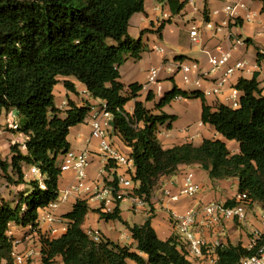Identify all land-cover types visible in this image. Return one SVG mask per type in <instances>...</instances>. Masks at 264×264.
<instances>
[{
    "label": "trees",
    "instance_id": "1",
    "mask_svg": "<svg viewBox=\"0 0 264 264\" xmlns=\"http://www.w3.org/2000/svg\"><path fill=\"white\" fill-rule=\"evenodd\" d=\"M165 1L176 14L185 7V1ZM256 1L264 11V0ZM144 5L145 0H0V116L4 109L16 110L17 131L24 135L25 145H11L9 160L0 155V171L9 183L29 186L11 201L0 199V264H16L8 235L14 224L37 231L38 264H194L179 235L161 239L150 218L142 225H128L135 245L93 239L82 228L89 212L85 200H77L63 215L68 225L61 235L47 237L39 232V211L59 196L63 172L57 161L70 149V128L84 123L91 112L88 104L79 107L69 102L64 117L60 116L53 93L60 77L69 91H74L69 81L73 77L93 98L105 102L113 115V136L130 149L135 193L146 203L161 178L175 175L181 165H197L211 179H237L239 192L246 193L249 203L260 201L264 212V96L257 76L237 83L243 93L237 108L224 104L212 108L200 91L174 86L149 109L146 102L154 99L152 93L140 101L142 85L125 86L119 71L128 58L138 59L145 51L142 37L134 39L128 32L130 18L144 12ZM204 15L208 20L206 10ZM164 26L165 22L155 32L161 36ZM178 97L200 99L201 122L214 127L223 139L164 148L158 138L160 128L172 129L177 117L162 109ZM132 101L129 113L125 107ZM226 141L236 142L239 152L232 153ZM33 166L40 171L41 183L27 180L25 170ZM110 166L106 165L108 173ZM119 204L116 201L113 212L100 213L101 217L121 221ZM233 204L227 201L226 206ZM263 242L256 240L249 248L241 242L220 243L215 247L217 264H239Z\"/></svg>",
    "mask_w": 264,
    "mask_h": 264
},
{
    "label": "crops",
    "instance_id": "2",
    "mask_svg": "<svg viewBox=\"0 0 264 264\" xmlns=\"http://www.w3.org/2000/svg\"><path fill=\"white\" fill-rule=\"evenodd\" d=\"M181 1H185V7L176 14L171 11L165 0H145L144 12L136 13L130 18L128 32L134 39L142 37V45L145 51L138 59L130 57L120 66V82L125 86L132 83L142 85L139 100L143 102H145L146 95L151 92L154 99L146 102L149 109H153L154 104L171 91L174 86L188 92L200 91L204 95L206 103L212 108L219 104L229 106L227 99L231 95V87L236 86L240 79L250 80L254 76H257L259 88L264 96V59H259L258 55L261 50H264V11L262 4L256 0ZM230 4L242 5L236 10V15L231 18L224 11V7ZM205 10L208 20L204 15ZM163 22H165V26L160 36L155 31ZM208 23H211L212 27H208ZM194 29L197 31L198 42L192 41L190 33ZM237 40H240L241 43L236 44ZM157 48H163L164 52H158ZM220 51L231 52L232 64L237 61L245 63L244 69L236 72L229 79L222 93L205 95V91L214 88L216 79L221 75L220 72L210 73L208 77L202 79L198 86L193 83H183L180 73L181 65L196 63L199 70L210 71L209 55L218 54ZM177 57L183 58L178 60ZM152 68H158L159 72L156 83L149 84L148 76ZM197 77L198 71H192L191 80L195 81ZM64 80L65 78L60 77L58 83L64 84ZM69 81L73 83L74 91L65 89L64 97L59 99H56L54 95L55 106L61 111L60 116L64 117V111L68 108L69 102H73L79 107L85 104L90 105L91 112L85 122L70 128L68 142L70 150L76 152L87 150L90 153L91 163L88 169V180L90 182L96 181L101 185L111 181L112 175L106 171V163L99 155L98 142L91 139L89 119L92 111L105 102L93 98L85 85L75 78L70 77ZM133 108V101L125 107L129 113L133 112ZM201 109L202 102L196 98H178L165 106L162 111L169 115H175L177 119L173 123L172 129L160 128L158 138L162 146L167 149L185 143L199 145L204 139H223L214 127L201 122ZM0 130V140L3 139L7 142L8 139L18 138L13 135V132ZM112 140L123 153L128 154L130 152V149L117 136L114 135ZM226 143L232 153L239 152V145L236 142L226 141ZM0 145L3 146V142ZM61 158V156L58 157L57 164L60 163ZM188 171L194 173L195 182L199 187L197 195L195 198L182 197L178 202L170 201L165 196L164 191L167 190L173 195L177 194L181 186V178ZM26 177L28 180L29 177ZM74 182L75 178L72 171L63 173L58 183L59 192L64 191ZM23 187L21 191L29 189V186ZM238 193L239 182L237 179L214 180L197 165H181L175 175L161 178L150 203L144 207L135 208L130 201L122 200L119 204L121 221H106L101 217L100 213H105L102 210L103 205L95 198L94 193H82L70 197L65 203L59 205L56 214L63 218V215L72 209L77 200H85L89 206V212L83 223V230L87 233L98 231L102 237L122 245H135L136 242L132 238L128 225H142L150 218L151 225L158 236L161 239H167L177 234L170 217V211L182 214L189 208L196 207L199 210L194 229L199 236L206 240L215 256V247L218 244L241 242L243 246L249 248L254 244L251 230H264L261 215L255 212H252V215L249 214L253 203L248 204L245 226L231 220H221L216 224L209 223V217L202 210L203 206L212 202L224 204L227 201L232 202ZM50 228V224L38 221V229L42 234ZM10 229L11 235L9 236L20 240L16 245V250L19 252L32 251L33 255L29 258L28 264H38L41 260V253L37 235L29 234L25 238L22 235L26 233L28 228L15 224L11 225ZM30 238H32L30 241H26ZM129 262L134 264L132 261ZM194 264H209V259L200 260Z\"/></svg>",
    "mask_w": 264,
    "mask_h": 264
},
{
    "label": "built area",
    "instance_id": "3",
    "mask_svg": "<svg viewBox=\"0 0 264 264\" xmlns=\"http://www.w3.org/2000/svg\"><path fill=\"white\" fill-rule=\"evenodd\" d=\"M242 5H226L224 7L225 13L228 17L236 15V10ZM217 13V12H216ZM208 27H212L211 23L207 24ZM191 37L193 42H198L197 31L194 29L191 31ZM241 41L237 40L236 44H240ZM158 52H164L163 48H157ZM260 59H264V50L259 52ZM232 54L230 51H220L218 54L209 55L208 63L210 71H201L196 63L188 65H181L180 73L183 83L194 85H200V82L204 77H208L210 73L220 72L221 75L216 79L213 89L205 91V95H219L223 92L225 86H227L229 79L238 71L244 69L245 63L243 61H237L234 64L231 63ZM198 71V77L195 81H192L190 74L192 71ZM159 69L152 68L149 71L148 83H156ZM231 95L228 97V104L232 108H237L240 105V97L243 94L236 86L231 87ZM182 98V97H178ZM176 98V99H178ZM65 104V103H64ZM89 125L91 127V139L98 142L99 155L105 161L109 167L112 180L104 182L99 185L98 182H90L88 180V169L90 167V153L85 150L76 152L74 150H68L61 157V161L58 164L63 173L72 171L74 173L75 182L67 187L64 191L59 192L58 198L51 202L47 207L39 211V221L46 222L51 225V228L44 234L47 237H57L67 230V221L56 214V210L59 205L65 203L70 197L74 195H80L82 193H94L95 198L98 199L103 207L102 210L105 213H111L116 206V201L128 200L135 208L144 207L147 203L144 198L137 195L136 184L133 182L131 175L134 172V163L128 154L123 153L120 148L114 143L113 138V115L107 110L106 104L100 105L97 109L93 110L89 119ZM13 131L18 129V124H13ZM22 135V134H21ZM22 148H25L24 141L19 143ZM108 172V170L106 169ZM26 176H33L41 183V174L37 167L30 168L29 173ZM199 190L197 183L195 182L194 173L188 171L183 174L181 178V186L177 194H171L169 191H164L165 196L172 202H178L182 197L195 198ZM234 203L232 206H226L224 203L212 202L203 206L202 210L209 217V223L216 224L221 220L237 221L238 223H246L247 221V206L249 204L246 193H238L232 200ZM198 208L191 207L186 212L179 214L174 211H170V217L173 220L174 228L179 238L186 244V248L189 253V257L194 262L200 260L209 259V264H217V256L208 246L206 240L199 236L194 227L196 224V215ZM261 220L264 222V213L261 216ZM28 230L24 233L23 237H28L29 234H36V230L31 231V227H27ZM253 234V243L256 240L264 241V230H251ZM93 239L100 240L102 236L98 231L88 233ZM8 235H11V229L8 230ZM20 242L18 238H12L13 248L11 255L16 264H28L29 258L32 257V251L16 250V245ZM41 244L39 243V247ZM239 264H264V242L259 246L257 252L253 255L243 258Z\"/></svg>",
    "mask_w": 264,
    "mask_h": 264
},
{
    "label": "rangeland",
    "instance_id": "4",
    "mask_svg": "<svg viewBox=\"0 0 264 264\" xmlns=\"http://www.w3.org/2000/svg\"><path fill=\"white\" fill-rule=\"evenodd\" d=\"M64 84H56V86L54 87V95L56 99H59L63 96V93L65 91V87L63 86ZM67 90V89H66ZM19 122V117L16 113V110L14 108L10 109V110H2V114L0 116V129H4L5 131L8 132H13V135L17 136L18 138L15 139H8L7 142L3 139L0 140V144H2L3 142V146L0 145V155L2 157L3 160H9L11 152H10V147L11 145L15 144V143H21L24 141V135H21L20 132L13 131L12 125L13 124H18ZM1 132V130H0ZM10 142V145H8V143ZM29 169H26L25 172L26 174L29 173ZM32 178H35L33 176H29V179L31 180ZM40 179L42 180V176L40 177ZM24 187L21 186H16L13 185L11 183L8 182V179L6 177V175L0 171V199H4V200H8L11 201L12 199L17 198V195H20L21 189H23ZM253 206L250 208V212L249 214L252 215V212L258 213L261 216H263V212H262V203L260 201H255L252 202ZM247 213H248V206H247ZM248 216V215H247ZM242 225H246V223H240ZM32 238H30L29 240L26 241H30ZM33 242V240H32ZM30 261H28L29 263Z\"/></svg>",
    "mask_w": 264,
    "mask_h": 264
}]
</instances>
